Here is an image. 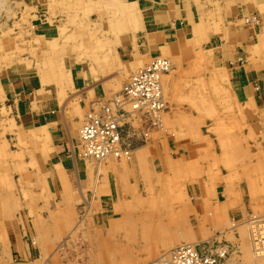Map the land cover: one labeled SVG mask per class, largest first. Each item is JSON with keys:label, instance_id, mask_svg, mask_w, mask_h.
Masks as SVG:
<instances>
[{"label": "crops", "instance_id": "crops-1", "mask_svg": "<svg viewBox=\"0 0 264 264\" xmlns=\"http://www.w3.org/2000/svg\"><path fill=\"white\" fill-rule=\"evenodd\" d=\"M132 1L137 2L140 23L136 31L129 30L119 38L111 68L108 66L100 72L68 61L65 68L51 71L44 77L43 72L31 69L26 62L10 65L0 62L2 96L21 131L30 136L29 147L37 149L47 163L48 189L45 191L48 203L45 198H38L40 191L34 192L38 195L34 203L36 213H29V207L23 203L18 210L5 216L4 231L0 229L6 239L0 240V264H34L37 261L45 264L40 260V249L33 241L36 233L34 221L47 217V212L56 211V206L66 195L72 199L68 206L73 213L83 204L82 199L87 202L93 199L87 228L77 233L89 248L86 262L79 264H93L90 256L98 253L96 245L99 241L115 243L119 256L132 259L127 264H149L181 242L180 232L187 241L199 243L219 236L213 215L206 212L205 207L208 205V209H213L221 202L220 198L206 195L197 185L199 182L192 180L206 178L208 159L219 153L213 149L212 139L202 137L198 128L193 126L192 117L204 115L205 105H201V100L210 99L215 107H219L214 89L207 91L201 87L206 83L223 85L229 90L235 107H240L246 115L249 112L250 116L264 115V0ZM42 32L44 37L49 36L47 30ZM156 57H168L173 68L172 74L164 78L165 97L170 109L163 130H152L143 138V124L133 123V128L126 130L124 136L135 144L132 159L127 162L135 169L126 173L119 169V163H106V170L97 172L94 164L92 166L78 155L82 121L89 110L108 100L115 91L119 92L129 82L131 74ZM198 122L201 121L198 119ZM160 160L171 164L166 177L188 179L183 190L173 188L176 192H168L173 197L182 195L179 204L184 215L176 223L170 219L173 213L168 209L164 217L161 212L151 214L148 219H136L139 211H152L154 199L163 194L156 181L162 168ZM141 161L148 166L147 179L136 171ZM178 162H189L188 175L176 165ZM129 208L134 214L126 213ZM241 210L239 206H229L226 213L237 216L243 212ZM177 213L180 215V210ZM130 215L135 220L123 218ZM168 238L171 239L169 243ZM60 257L50 256L49 264H61Z\"/></svg>", "mask_w": 264, "mask_h": 264}, {"label": "bare ground", "instance_id": "bare-ground-1", "mask_svg": "<svg viewBox=\"0 0 264 264\" xmlns=\"http://www.w3.org/2000/svg\"><path fill=\"white\" fill-rule=\"evenodd\" d=\"M55 1L59 2L60 6H62L63 4H65V2L67 0H55ZM81 1H85V0H81ZM104 2L106 3V1H104ZM82 3H84V2H82ZM136 3H134L133 1L130 2V1H127V0H124L123 2H120L119 0H109L108 5H107V10L105 11V14H107V17H108L106 23H107V26L109 28L107 27V29H111V30H113L115 32H118V31H121V30H127V31H129V30H135L136 31L137 27L139 26L140 17H141L140 16L141 13H138V10H137L138 8H136ZM94 17L96 18L95 19L96 22H101L100 19H101L102 16L100 17L99 14L98 15L95 14ZM74 18L76 19V16H74ZM247 18H246V20H247ZM252 19L254 20V18H252ZM75 23L77 24L78 28H80V29H85V27L87 26V23L85 22V20L81 21V24H79L76 21H75ZM97 46H98V44H97ZM165 57H156L150 64H148L147 66H144V67L136 70L133 74H131V77H130V80H129V82H130L131 79H132V77L135 74H137L138 72L142 71L146 67L151 66L153 64V62H155V61H165L167 63L166 66H167L168 70L166 72H163L161 75H159L160 76L159 77V87H160V90H161V96H162L163 101L165 103L166 110H164L163 112L158 111L157 113H155V115H153V114H151V115L150 114H148V115L147 114H144V116H147L152 121V126H150L149 129H146L144 127L145 128L143 130L144 133L142 132L143 133V138L144 137L146 138L147 135H148V132H150L152 130L162 129L163 122H165L166 116H167L168 111L170 109L169 108V105H168V102L166 100V97H165L164 78H165L166 75L168 76V74L171 73V71H172L173 68H172V63H171L170 59H168V57L167 58H165ZM93 58H99V60L101 61V57H93ZM102 58L104 60L107 59L106 56H104ZM2 59H4V58H2ZM109 59H111V58H109ZM95 61H98V59H96ZM0 62H1V60H0ZM106 62H108V60H106ZM58 68H59V64L58 63H55V61H54L53 65H51L48 69H46V65H44L43 67L42 66L38 67L39 71L40 72H43L41 74H44V77H45V75H48L51 71L54 72V70H56ZM89 68H90V66H89ZM118 70H117V72H118ZM67 75H70V73L68 74V72H67ZM224 77H226V76H224ZM54 78H56V77H54ZM54 78H53V80H54ZM110 81L111 80H109V82ZM70 83H71V81H70ZM226 85H228V83ZM117 86H118V84H117ZM202 86L204 88H206L207 91L209 89H214V92L216 93V95H218V99H219L220 104H221V99L222 98H226V96H224V94L222 93L224 91L223 90L224 89L223 88V85L220 86V84H215L214 83L213 85L210 86V85H208L206 83V84H201V87ZM61 87H63V86H61ZM227 91H229V90H227ZM119 92H116L115 91V94H113L108 99V101L112 100L114 98V96L117 95ZM0 95L2 97V91H1V94ZM230 97H231V95H230ZM207 100L206 99L205 100H201V102H202L201 105H205V106H203L204 107V115L214 114L217 111V109L213 105L214 103L212 104V102L210 101V99L208 101ZM231 101H232L233 107L235 109H238V110H236L237 112H235V110H234V112L236 113L237 117H239V115H241L242 117L245 118V120H243V123H245L246 125H249L250 128H254L253 126L257 124L256 123L257 121L254 120L253 114H252V116H250L251 114L248 111L249 113L246 115L245 112H244V110L242 111V109L240 107H237V108L235 107V104H234V102L232 100V97H231ZM236 104H237V102H236ZM243 105H245V104H243ZM247 107H250V106H247ZM95 109H96V107H95ZM248 110H249V108H248ZM255 110H257V109H254V111ZM91 111L89 110V113ZM141 114H143V113H141ZM141 114H137L136 116L133 115L132 117L129 118L130 126L127 128L128 130H130L131 128H133V123H137V124L138 123L139 124L141 123V120H140ZM247 117H248V121H247ZM85 118H84V121H85ZM262 118L264 120V115L262 116ZM250 120H253V121L251 122ZM84 121H82L83 124H84ZM223 121H224V119H223ZM155 122L157 123L156 125H155ZM225 122H227V121H225ZM223 123L221 122V124H223ZM141 124H143V123H141ZM10 125H11V127H13L14 126V123L11 122ZM223 125H225V124H223ZM228 125H230V123ZM81 126H83V125H81ZM141 127H142V125H141ZM262 127H263V125H262ZM135 128H136V126H135ZM230 128H232V127H230ZM133 130H135V129H133ZM142 133L140 135H142ZM137 135H138V133H137ZM140 135H138V136H140ZM232 135H234V134H232ZM236 136H238V135H236ZM19 137L21 138V141H25V139L29 138L30 136H19ZM122 140L124 142H126V144H127V148L123 149L122 152L120 151L121 148L114 146V147H111V149L108 151V153H105L103 155H99L98 157H96V156H93V155L88 154L87 152L85 154V151H83V148H82L83 146L79 143V150H78L79 151L78 152L79 154L78 155L81 156V157H83V158H85L87 161H89V163L91 162L92 166L94 164L95 169H96L97 172H101L103 170H106V167L104 166L106 163H110V164H113V163L118 164L119 163L120 164L119 169L121 171H124V172L127 173L128 171H132V170L135 169V166H132L131 167V166H129L127 164V162L132 159V155H133V150L135 148V144H133L131 141L129 142L125 138L124 134L122 135ZM239 141L238 140H233V139H223L222 138L221 139L222 145L221 144L220 145L218 144V145L219 146H224V147H229V154H230L229 157H233V158H229V159L223 160V158L221 159V156H219L220 154L218 156H216V157H213L212 159L210 158L207 161V167H206V170H205L206 178H202V179H199V180L197 178H192V180L200 183V184L198 183L197 185L200 186V189L201 190H204V192H206V195H213L214 198H218L219 197L220 198V201H221L219 204H217L216 206H214L213 209H208V205L205 207L206 212L211 213L213 215L214 226H215L216 229H218L220 231L219 236L225 234V235L229 236V238H230V241L224 240V239H222L223 241H219L217 239H212V238L211 239H208V240H204V241H209L210 243H212V241H213V243H219V245H221V246L224 247L223 249H220L221 250L220 253L223 256H222V259L218 262V264H228V263L233 264V263H237L240 260L242 261V259H240V258H242L243 255H241V257H238V256H240L241 252L243 254V251L244 250L246 252L251 251L252 257H254L253 258L254 261H259V259L264 258V212H263L264 211V197L262 198V202L261 201H256V200H259V198H254V199L252 198L253 192H258L260 194H264V178L260 177L261 178V182H262L263 185H262V187L259 188V186L257 184V180L255 181V179L253 177V169H254V166L253 165L252 166H249L248 164H246V165L244 164V165H242L244 167V172L243 171L240 172L239 171L240 169L238 170V168H237L238 162L241 161V163H243L244 160H241L240 158H238L237 153H239V151L241 153H245L244 150L242 149L243 146H245V145L239 143ZM28 151H29V149H28ZM31 152H32V150H31ZM35 153H37V152H35ZM31 155H33V154H31ZM246 157H248V154L246 155ZM30 160L32 161V164H35V163L39 164V162H42L43 161V158L41 157V154L37 153L36 154V157L35 158H32ZM160 161H162V164H160L162 168H161V171L159 173L156 172V173H158L157 174L156 181H157V185L161 189H163V191H162L163 194L159 195L157 198L154 199V201H153L154 208H153L152 211H150V209H148L145 212L139 211L138 212V217H136V219H139V220L148 219V218H150L151 214H155L156 215V213L160 214L161 212H163V217H164L165 210L168 209V210H172V213H173V215L170 217V219L173 221V223H176L177 220H179L178 218H181L182 215H184V213L182 211V208H181V206L179 204V198L182 199V195L179 196V195L175 194L174 197H173V196L169 195L168 192L173 193L175 191L173 188H178L180 191L183 190V187L185 186L184 183L188 179H186V178H170V177H166V174H165L166 173V170L169 169V167H171V164H168L165 160H160ZM247 161H250V160H247ZM221 162L226 167L229 168V171H230L229 173L224 174L223 168H221V166H222L221 165L222 164ZM188 163L189 162H178L176 164L182 171L185 172V175H188L189 172H190L189 169H188L189 168ZM219 165H221V166L218 167ZM139 166L140 167H136L137 168L136 171L139 172V173L141 172L142 177L144 179H147V174H148V170H149L147 164L144 161H141V162H139ZM3 168H4V165L3 166H0V173L4 171V170H2ZM203 172H204V169H203ZM46 175L47 174H45V177H44V179H45V183L44 184L45 185L41 188L42 189L41 190L42 192L39 190L41 196H39L38 198H40V197L41 198H45V191L44 190L47 189V185H46ZM201 175H204V174L201 173ZM28 176H30V175H28ZM196 177H198V176H196ZM244 180H245V182L248 185V191H249V197H246L247 199L245 198V192L242 189V185H241ZM146 186L149 187L150 185L148 184ZM20 187L22 188V186H20ZM6 190L7 189L3 190V189L0 188V194L2 192L6 191ZM32 190L33 189H31V186H23V189L21 191L23 193L31 194L32 193ZM146 192H147V190H146ZM106 193H108L107 192V189H106ZM95 196H97V195H95ZM64 198H65L64 201H61V202L58 201L59 203H58L57 206H56L57 203L55 202L56 203L55 204L56 211H54L55 210L54 209V210H52L50 212H47L48 213L47 217H44L43 219L40 218L42 220H39V221L38 220H35L34 221L36 233L34 235L33 241L36 242L39 245L40 253H41V259L40 260H42V262L45 263V264H49L48 259H49L50 256L51 257L61 256L60 257L61 258V261H62L61 264H79V262H82V261L84 262L86 260V254L88 253L87 250L89 249V248L87 249L86 241L84 239H82L81 241L78 242V241L74 240V238L78 236L77 235L78 230L79 231L80 230H84L85 227H86V224H88V222H87L88 219L87 218L90 215V209H89L90 207L89 206H91L90 204L93 205V201H92L93 199L90 200V201H92V203H89L90 202L89 199H88V202H87L85 199H82L81 198L82 201H83V204H81L79 206L78 210L73 213L69 209V206H68V204H70L69 202L72 201V199L70 200L69 195H66ZM96 198H98V197H96ZM41 200L42 199H40V201ZM8 201H9V198L8 199L7 198H4V197H1L0 198V229L3 230V231H4V225L3 224H4L5 216H7V213H8L7 211L10 210V212H13L14 211L13 208H14L15 205H17V206L20 207L21 204H23L22 202H20V204H19V202L9 203ZM248 201L250 203V208L249 209L252 212H249L248 209H247V206L245 205V204L248 203ZM35 202H36L35 197L34 198L31 197L30 202H27V203L25 202L24 203V205L26 204L27 207H29L28 209H30V211H28V212L31 213V214L36 213V211H34V208H35L34 203ZM207 202H209V201H206V203ZM216 202L218 203L217 200H216ZM123 203H125V202H123ZM48 205H50V204H48ZM99 205L100 204L98 203V206ZM261 205H263V207ZM45 206H47V205H45ZM229 206H231V207H238L239 206V208H241L243 210V212H241V214L240 215H237V216H235L236 214L235 215H231L230 214L231 217H229L227 215V213H226L227 207H229ZM9 207H11V208H9ZM94 208H96V207H94ZM115 208H117V207H115ZM42 210L44 211V208ZM49 210H50V208H49ZM92 210H93V208H92ZM179 210H180V215H178V213H177ZM255 211H256V213H255ZM113 212H114V210H113ZM63 213L69 215L68 219H65V221L62 219ZM126 213H129V214H132L133 213L134 214V210L129 208V210H127ZM42 215H45V214H42ZM91 215H92V213H91ZM123 218L124 219H127V220H135V217H132V215H130L129 217H126V218L123 216ZM167 226H168V223H167ZM161 227L162 226H160V228ZM121 229L122 228H120V230ZM163 230H165V229H163ZM176 232H178V231L176 230ZM3 233H5V232H3ZM54 233H55V237L53 238V234ZM178 234L181 236V242L179 244L175 245V246H172V247L168 248L167 250H165L164 252H162L157 258H155L154 260L153 259H152V261L149 260L150 261L149 264H169L172 261V259H173L174 251L181 249V247H183L185 245H188V246H191V247H195L197 244H199V242L196 241V240H193L195 242L187 241L186 238L183 236V233L182 232H180ZM191 234H193V233H191ZM179 235H178V237H179ZM4 236L0 232V240L1 241H3L2 239H4ZM79 237H80V235H79ZM57 239L59 241H55ZM4 240H6V239H4ZM169 241L171 242V239L168 238V243H169ZM56 242L59 243L60 251H59V248H58V251L53 252V254H49V252H52V251H48V250H50L49 249L50 246H51L50 244H53V243H56ZM225 242H227V243H225ZM3 243H5V241L2 242V244ZM70 243L71 244L77 243V245L75 244V245L72 246L73 249L74 248H75V250L77 249L75 251V254L73 253L74 251L73 252L71 251L72 249L70 250V254H67V252H69V251H66V250L69 249L68 248V244H70ZM96 247H97L98 253L97 254H91V256H90L91 261H93V264L95 262H100V263H103V264H127V263H130L132 261V259H128L127 257L125 258L123 256H119V254H118V247L115 245V243H103V242L99 241V243L96 245ZM136 252H138V251L136 250ZM88 257L89 256H87V258ZM137 258H139V257H137ZM62 259H65V260L63 261ZM67 260H69V262H67ZM53 263L54 262H51V264H53ZM34 264H38V261L36 263H34ZM257 264H264V263L263 262H260V263H257Z\"/></svg>", "mask_w": 264, "mask_h": 264}, {"label": "rangeland", "instance_id": "rangeland-1", "mask_svg": "<svg viewBox=\"0 0 264 264\" xmlns=\"http://www.w3.org/2000/svg\"><path fill=\"white\" fill-rule=\"evenodd\" d=\"M85 1L67 0L65 4L60 6L59 2L55 0H0L1 62H4V64L6 63L5 65L26 62L27 65L35 71L39 70L38 67H43L44 65H46V69H48L53 65L54 61L59 64L58 69H63V66L67 61L76 62L84 66V68L90 66L91 69L96 68L98 69L97 71L100 72L105 70L104 68L106 66V68H108V66L109 68L114 66L113 54L115 45L127 30L115 32L111 29H107L108 26L106 22L108 17L107 14H105V11L107 10L109 0ZM104 1H106V3ZM119 1L123 2L124 0ZM127 1L131 2V0ZM95 14H99L100 17L102 16L100 19L101 22H96V18L94 17ZM74 16H76V19ZM83 20H85L87 26L85 29H80L75 21L81 24V21ZM43 30L49 32L48 37L43 36ZM104 56L107 57L106 60H108V62L102 58ZM93 57H101V61L99 58ZM96 59H98V61H95ZM223 88L224 91L222 93L226 98H222L219 107H215L217 111L210 115L201 114L192 117L194 119L193 126H195L196 129L198 128L202 137L212 139L211 145L213 146V149L216 148L218 150V153L220 154L219 156H221V159L223 158V160L233 157H229V147H218V144L222 145L221 139L240 140L239 143L245 145L242 148L245 153H241L240 151L237 153L238 158L244 160L243 163H241V161L238 162L237 168L238 170L240 169V172H244V167L242 165H253V177L255 181L257 180V184L260 188L263 185L260 177L264 178V129H262L264 120L261 115L259 116L255 114L253 117L254 120L257 121V124L253 126L254 128H250L249 125L243 123L245 118L241 115L237 117L235 113L237 111L232 105L230 94L224 86ZM0 102V163L2 162L0 166L4 165V168L2 169L4 171L0 173V188L3 190L7 189L0 194V198H9V203H27L30 202L31 197L37 199L38 195L33 192L41 191V188L45 185L44 177L45 174H47L46 163L42 161L39 162V164H32L30 159L36 157L37 153L35 152L38 150L29 147L30 138L21 141L19 136L28 135L21 131L12 110L5 103L4 96L1 97L0 95ZM198 119L201 122H198ZM195 120H197V123ZM11 122L14 123L13 127L10 125ZM221 122H224L223 124L225 125L221 124ZM229 123L231 126L228 125ZM213 142L217 146L214 145ZM211 148L212 147H210V149ZM247 154L248 157H246ZM221 165L218 167L221 166V168H223L224 174L230 172L229 168L223 163ZM241 185L245 192V198L249 197L248 185L245 180ZM20 186H22V188ZM23 186H31V189H33L32 193H23L21 191ZM47 190L45 189L44 191ZM263 195L264 194L258 192H253L252 198H259V200H255L262 202ZM45 200L48 203L47 196H45ZM248 203L245 205L247 206L248 211L252 212L249 209L250 203ZM261 206L263 207V205ZM18 208L20 207L15 205L13 209L16 211ZM7 212H10V210ZM68 217V214L63 213L62 219L64 221L65 219H68ZM224 235L217 236L216 239L223 241L222 239L226 238V240L230 241L228 236L226 235L227 237H224ZM54 237L55 233L53 234V238ZM74 240L79 242L81 241V238L77 236ZM205 243L210 242L204 241L197 245L200 247ZM34 244L39 248L36 242ZM75 244L77 245V243L68 244L69 249L66 251L69 252H67V254H70L71 249L75 254L77 249L75 250V248H72ZM210 244H213V241ZM50 245V250L48 251L52 252H49V254L58 251V248L60 251L59 243L56 242ZM241 255H243V257L240 258L242 261L240 260L233 264L264 263V258L259 259V261H254L251 251L246 252L244 250L243 254L241 252L238 257H241ZM62 260L64 261L65 259ZM67 262H69V260H67Z\"/></svg>", "mask_w": 264, "mask_h": 264}, {"label": "built area", "instance_id": "built-area-1", "mask_svg": "<svg viewBox=\"0 0 264 264\" xmlns=\"http://www.w3.org/2000/svg\"><path fill=\"white\" fill-rule=\"evenodd\" d=\"M165 61H155L149 67L135 74L131 81L114 96L87 114L80 130V144L83 151L98 157L108 153L111 147L127 148L122 135L130 126L129 118L141 114L140 120L146 129L152 121L144 114L166 110L159 87V75L168 70ZM157 123L155 122V125ZM202 246V248H201ZM191 247L185 245L174 251L169 264H218L222 259L219 243H205ZM226 251V250H225Z\"/></svg>", "mask_w": 264, "mask_h": 264}]
</instances>
